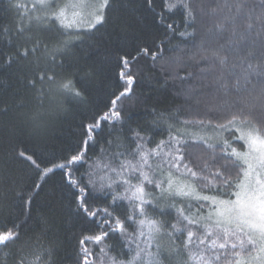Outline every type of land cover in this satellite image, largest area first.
<instances>
[{
  "label": "snow or ice",
  "instance_id": "snow-or-ice-1",
  "mask_svg": "<svg viewBox=\"0 0 264 264\" xmlns=\"http://www.w3.org/2000/svg\"><path fill=\"white\" fill-rule=\"evenodd\" d=\"M8 3L14 24L4 30L0 71L15 66L32 90L21 127L36 147L17 150L15 130L5 137L9 158L34 179L20 185L0 170V264H57L45 246L50 217L29 227L36 197L57 173L83 225L73 264H264V55L256 65L252 52L241 55L257 26L264 52V0L251 8L247 0H141L162 35L117 54L105 110L82 120L60 154L44 147L49 122L64 102L86 105L96 75L73 49L108 23L113 0ZM141 59L153 68L162 61L165 83L181 86L191 101L183 116L153 109L151 128L130 122ZM161 124L167 136L153 143Z\"/></svg>",
  "mask_w": 264,
  "mask_h": 264
},
{
  "label": "trees",
  "instance_id": "trees-1",
  "mask_svg": "<svg viewBox=\"0 0 264 264\" xmlns=\"http://www.w3.org/2000/svg\"><path fill=\"white\" fill-rule=\"evenodd\" d=\"M205 3L207 7L215 6L216 0H205ZM247 3L251 8L253 4L258 3V0H247ZM247 11L246 8L245 13ZM259 11L257 8V13ZM172 19L179 20L180 17L177 15ZM13 24L14 16L9 11L8 0H0V44L7 43L9 37L4 34V30L13 27ZM246 25L247 20L239 22L238 32H244ZM257 28L258 26L254 28L249 43L241 53L242 56H246L252 52L253 65L259 64L261 62L259 57L264 55L261 39L256 35ZM162 33L163 28L142 6L141 0H113L108 23L91 35L85 36L84 43H78L73 49L81 63L86 62L96 70L88 91L87 104L82 105L69 100L56 110L49 122L48 135L44 141L47 151L60 154L65 144L75 142L78 138V126L82 120L90 119L94 114L105 110V104L111 99L109 92L116 90L115 85L118 83L117 54L133 53L137 44L150 43L154 36L159 37ZM225 35L227 37L229 34ZM252 40H255V44L251 43ZM165 55L171 56L175 53H165ZM162 63V61L157 62L156 68H153L150 60L141 59L134 69V72H137V82L134 86L137 99L134 104L125 101L126 105L130 104V107L126 108L125 115L131 114L130 122L133 125L139 122L151 128L155 119L151 114L153 109L157 113L180 109L183 116L187 105L191 103L182 94L181 86L172 81L165 83V72L160 70ZM183 87L186 88L187 85ZM34 103L32 90L25 88L21 83L20 73L15 66L10 70L0 71V170L5 167L10 169L20 185L30 183L34 177L26 164L9 158L7 155L9 146L5 137L9 130H15L16 135L12 143L17 150L24 148L31 151L36 147L35 141L29 139L27 131L21 127L24 114ZM21 104L24 106L21 107ZM5 108L7 111H4ZM165 128L166 125L161 124L154 129L153 143L167 136V131L163 130ZM59 182L60 174L57 173L44 184L32 208L29 227L36 230L41 215L49 216L52 223L45 246L55 249L54 258L57 264H73L83 225L74 218L69 207L71 197L60 190ZM2 220L3 216H0V222ZM162 243L167 244V240Z\"/></svg>",
  "mask_w": 264,
  "mask_h": 264
}]
</instances>
